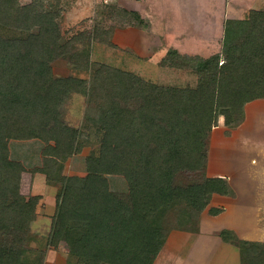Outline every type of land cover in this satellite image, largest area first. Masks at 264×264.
<instances>
[{"label": "trees", "instance_id": "obj_1", "mask_svg": "<svg viewBox=\"0 0 264 264\" xmlns=\"http://www.w3.org/2000/svg\"><path fill=\"white\" fill-rule=\"evenodd\" d=\"M45 4L0 0V233L11 237L0 264L42 263L44 251L40 259L29 252L38 238L31 225L41 195L21 192L26 166L11 157L8 145L10 139L32 138L45 141L43 165L32 172L45 174L57 189L47 245H57L68 233L83 263L153 264L168 237L170 209L184 202L201 211L214 193H233L224 176L187 187L176 184L175 176L182 169L204 170L213 126L219 120L238 124L245 104L264 97V9L226 18L221 49L207 57L167 50L160 66L196 73V85L182 86L93 59L94 42L118 46L106 21L65 35L60 0ZM123 13L135 26L150 25L138 11ZM58 57L85 76L55 74L52 61ZM75 91L85 95V116L102 134L100 153L87 157L83 176L65 175L60 160L73 153L81 134L60 112ZM106 174L124 176L128 191H112ZM227 232L220 234L232 241ZM234 241L241 251L242 242H249Z\"/></svg>", "mask_w": 264, "mask_h": 264}, {"label": "rangeland", "instance_id": "obj_2", "mask_svg": "<svg viewBox=\"0 0 264 264\" xmlns=\"http://www.w3.org/2000/svg\"><path fill=\"white\" fill-rule=\"evenodd\" d=\"M20 1L24 4L30 2L31 0ZM55 1L57 0H45V5L47 7H52V5H55ZM89 1L92 0H60V6L64 7V9L62 16L58 19L65 35L69 36H71L72 33L77 29H84L86 27L93 26V23L100 22L101 20L102 22L106 21L104 26L111 29V32H114L115 40H113L115 41V43H117L118 46L113 47L104 45L100 42H94V48H92L93 59L102 60L117 66L133 70L135 72L141 73L142 75H145L150 79L155 80L158 83H169L182 86L196 85L197 76L193 71L187 69L177 72V70L175 69L162 67L159 64L160 58L162 57L161 53L149 55L148 51H144L145 49L143 47H145V42H147L146 40H151L152 38L149 37V34L140 33L138 35V39L134 32L135 28L133 29V27H135V23L133 21L127 20L128 18L123 19L125 18V15H122L124 14L123 10H127L130 12L136 11L134 8H130L131 6L127 7L122 5L119 6L117 4H110L111 0H107V2L109 3H106L105 0H99V2L95 4V6H92L91 10ZM96 1L98 0H95V2ZM226 1L228 2L226 3V7L228 9L232 5H230L232 0ZM236 1L241 5L238 4L239 7L233 6L234 8H236L235 11H238V13H234L235 11L232 13L235 15H239L240 17H243V14L251 8L264 9V0ZM101 2H103L104 4L100 5ZM205 2L206 0L203 1V7H205ZM109 6L114 7V9L110 11ZM157 7L153 5L150 7L152 13L148 15V20H150L152 24H154V26L158 28L157 32L160 34L158 36L159 39H157L158 41H160L158 43V47L160 49H164L162 53L170 49L169 47L166 48V42L168 40L171 43L170 45L180 46L181 44L180 47L188 51H191L194 47L195 49L200 50L204 55L210 54V52L214 51L219 46L218 44L220 43L216 42L215 37H210L207 47L205 41H198V39L195 37L196 33L192 32V26L190 25L193 24L194 19L191 17H186L187 14H185V17L181 16L178 21H175V19L173 18V22L171 21V16L167 15L166 20H164V26H161L156 21H154L153 23V20L158 17V15L154 13ZM193 7L195 6L193 5ZM193 7L190 10H194ZM208 7L212 6L209 5ZM216 8H220V11L223 9L220 3H217ZM237 8H239V10ZM96 10L101 11L103 15L101 16L95 13L94 16L89 17L90 12H93L94 14ZM182 11L183 9L181 8V12ZM220 13L221 12H219L217 9L216 14L219 15ZM110 14H112V16L114 14V16L111 17ZM229 14L231 13H229L228 11V13H224V16ZM117 15L118 17H116ZM119 16L122 17L119 19ZM85 18L89 19V21H84ZM129 18H131V16H129ZM186 18L187 21L190 22V24L186 22ZM215 18V15L206 18L203 17L202 20L200 18V21H198L197 24H202V26L200 25L199 27H195V31L200 32L202 30L201 27L203 28V25L206 23H208V29L209 31H211V28L215 27V25H213ZM152 24H150V27H153ZM117 29L119 35L118 37H115ZM153 32L155 33V31ZM177 34H184L183 38L186 42L181 40V38L179 39V41L177 39H173L172 42V38ZM214 35L217 34L214 33ZM204 39L205 38H203V40ZM149 47V44H147L146 48ZM188 51L186 52L189 53L188 55L190 57L197 55L195 52ZM52 67L53 72L57 75L67 76L75 73V70L70 67L69 62L65 58L58 57L53 60ZM75 75L85 76L84 73H75ZM244 109V117L238 124L229 126L224 124L223 120H219L213 126L212 130L210 131V136L207 143L208 156L204 170H179V172L175 176L176 184L182 187H187L191 184L202 181L205 177L216 176V172L221 171L220 169H222L223 171L225 164L230 163L231 158L227 159L229 154H235L234 156H236L237 151L234 149H242V147L245 145H253L254 143H258L260 141L259 138H262V140L264 139V135L261 136L264 133V124L261 122L262 120H264V114L260 115L259 117L257 116L259 113H264V97H259L254 100L248 101L245 104ZM86 111V97L85 95L77 91L72 92L71 95L67 97L63 106L60 108L62 118L65 120V122L73 127H77L81 131V134L77 137L76 143L74 145L73 153L67 156L64 160L60 159L63 164L62 172L65 175L71 174L83 176L87 174V157L89 155L98 156L100 153V138L102 135L101 128H99L97 124H94L92 121L86 118ZM221 141L225 145H221ZM8 145L11 157L21 160L26 166V171L23 172V176L21 179V192L27 197L41 194L47 197L52 196L54 194V190L53 192H51L50 189L46 191V186L50 184H48L45 178V174L41 172H32V170L36 167H40L43 165L42 149L45 147V141L40 138L10 139ZM106 176L109 187L112 191L120 192V190L123 189L121 187V184L128 183L125 177L119 174H106ZM217 194L218 193H214L210 197L208 204L201 211L195 210L184 202H180L172 209H170L171 224L169 225L170 229L168 230V237L169 235H171L172 231H176V234L179 236L183 233H199L202 230V227H200L201 218L205 220L203 221L204 232H213V230L210 229L213 225L212 223H214L216 220H213V218H215L217 214L219 215V213H222L224 211V203L226 204L230 202V198H228V196L233 193L219 194L220 196H218V200L213 201V196ZM213 208L222 209L221 212L214 213ZM225 218L227 219L228 215H225ZM218 221L220 222V220ZM31 230L32 232L34 231L32 228ZM34 233L38 234V239L36 237V239L30 244L31 247L29 248V252L35 251L34 253H31V257H33V259H40V255L44 251L41 264H62V259L58 260L57 262L56 260H54V258H52L50 262L47 261L48 256L46 255V248L49 246L47 245V242L50 239V236L47 235L49 234L48 231H34ZM228 233L229 232H227L226 235ZM175 237L173 236V240ZM10 240V235L0 233V252L9 247ZM244 243L245 247H242V251L240 250L242 258L241 264H264V244L258 242H242V245ZM170 244L174 245V241H172ZM181 247H177L175 249L173 248L172 251L178 254L177 251L181 250ZM62 248L64 249V251H66V247L64 246V244H62ZM212 253H215V249L212 250Z\"/></svg>", "mask_w": 264, "mask_h": 264}, {"label": "crops", "instance_id": "obj_3", "mask_svg": "<svg viewBox=\"0 0 264 264\" xmlns=\"http://www.w3.org/2000/svg\"><path fill=\"white\" fill-rule=\"evenodd\" d=\"M203 1L204 0H111L110 4L127 7L131 6L130 8H134L136 11L140 12L141 16L146 20H148V15L152 13L150 7L152 5L157 7L158 5L154 12L158 17L153 20V23L156 21L161 26H164V20H166L167 15L171 16V21L173 22L174 19L175 21H178L181 16L185 17V14H187L186 17L194 19L193 24H190V22L187 21V18L186 22L192 26V32L196 33L195 37L198 41H205L207 47L210 37H215L216 42L220 43L218 44L219 46L208 55L202 54L200 50L195 49L194 47V49L192 48L191 51H188L181 48V44L180 46L170 45L171 43L169 40L166 42V48H175L181 53H187L186 51L195 52L197 55L201 54L204 57H207L221 49L224 21L228 17H240L232 12L236 10L233 6L239 7L241 4L236 0H232L230 5L232 4L231 7L233 8L230 7L227 9L226 3L228 2L226 0H206L204 4L205 7L202 6ZM97 2H99V0L96 2L95 0L89 1L91 10L92 6H95ZM217 3H220L223 7L221 11L220 8H216ZM100 4L104 3L101 2ZM193 5L195 7H193ZM209 5L212 7H208ZM189 7L190 9L193 7L194 10H190ZM181 8L183 9L182 12ZM217 9L221 12L219 15L216 14ZM237 9L239 10V8ZM228 11L231 14L224 16V13H228ZM248 11H246L243 16ZM234 13H238V11H235ZM94 14L93 12H90V15L94 16ZM213 15L216 16L213 24L215 27H212L211 31L208 29V23L204 24L203 28L201 27L202 30L200 32L195 31V27L202 26V24H197L198 21H200V18L202 20L203 17L206 18ZM148 21L152 24L150 20ZM152 25L153 27H150L151 25H149V27L144 29L135 26L133 29L135 28L134 32L138 39L140 33L149 34V37L152 38L151 40H146L145 47H143L145 49L144 51H148L149 55L161 53L163 56L167 51L162 53L164 49L158 47L160 41L157 39H159L158 36L160 34L157 32L158 28L154 26V24ZM153 31H155L156 34ZM214 33L217 35H214ZM118 35L117 29L115 37H118ZM183 36L184 34H177L172 38V42L173 39L179 41L180 38L186 42ZM203 38L205 39L203 40ZM113 39L115 40L114 32H112V40ZM147 44H149V48H146ZM263 114L264 113H259L257 116L259 117ZM261 122L264 124V120ZM263 135L264 133L261 136ZM259 140L258 143L245 145L242 149H234L237 151L236 156H234L235 154H229L227 159L231 158L230 163L225 164L223 171L220 169L221 171L215 173V175L224 176L228 179V182L233 189V194L228 196V198H230L229 203L225 204L223 202L225 206L224 211L213 218V220L216 219L210 228L213 232H204L203 221L205 220L203 218H201L200 224L202 230L199 233H183L179 236L176 234V231H172L153 264H241L240 243L237 244L234 240H246L249 242L264 244V139L262 140V138H259ZM221 145L225 144L221 141ZM121 187L123 189H121L120 192H127L129 189L128 183H122ZM49 189L51 192L54 190V194L49 197L41 194L39 206L37 207V217L31 225L32 229L36 232L46 230L49 233L53 217L56 216L57 213V189L54 186L47 185L46 191ZM218 196L220 195H214L213 201L218 200ZM225 215H228L227 219L225 218ZM218 220H220V222ZM224 229L228 230V232L230 231L229 233L233 237L232 241H226L222 237L220 233ZM173 236H176V239L174 238L173 240ZM172 241H174L175 247L170 244ZM62 244L66 247V251L62 248ZM177 247L182 248L177 251L178 254L172 251L173 248L175 249ZM74 248V237L70 236L68 233H63L57 245L48 247V250L46 251V255L48 256L47 261L50 262L52 258H54L56 262L62 259V264H86L79 261V258L73 253ZM213 249H215L214 254L212 253Z\"/></svg>", "mask_w": 264, "mask_h": 264}, {"label": "built area", "instance_id": "obj_4", "mask_svg": "<svg viewBox=\"0 0 264 264\" xmlns=\"http://www.w3.org/2000/svg\"><path fill=\"white\" fill-rule=\"evenodd\" d=\"M107 2V0H105Z\"/></svg>", "mask_w": 264, "mask_h": 264}]
</instances>
